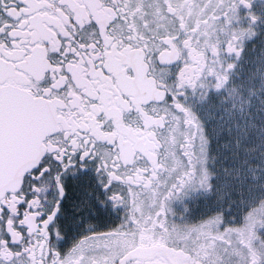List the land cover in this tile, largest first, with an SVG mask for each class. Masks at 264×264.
<instances>
[{
    "label": "snow or ice",
    "instance_id": "1",
    "mask_svg": "<svg viewBox=\"0 0 264 264\" xmlns=\"http://www.w3.org/2000/svg\"><path fill=\"white\" fill-rule=\"evenodd\" d=\"M0 264H264V0H0Z\"/></svg>",
    "mask_w": 264,
    "mask_h": 264
}]
</instances>
